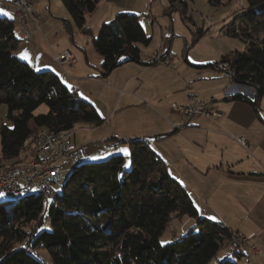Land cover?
<instances>
[{
	"label": "trees",
	"instance_id": "trees-1",
	"mask_svg": "<svg viewBox=\"0 0 264 264\" xmlns=\"http://www.w3.org/2000/svg\"><path fill=\"white\" fill-rule=\"evenodd\" d=\"M97 1L62 0L81 32L93 38L94 48L104 57L101 76L105 77L123 63L142 62L140 46L148 45L151 36L138 13L125 11L103 23L94 36L86 13L94 11ZM247 1L249 9L240 16L241 22L224 31L243 39L245 51L223 56L212 66L220 68V62L229 66L236 83L253 87L256 96L250 102L258 105L264 99V0ZM208 2L221 4V0ZM187 6L186 0H169V10L185 17ZM203 35L200 30L194 43ZM19 43L14 20L0 15V104L7 105L12 123L0 127V160H15L13 164L34 132L32 120L38 129L56 132L75 130L79 123L99 126L105 121L55 72L37 71L15 55ZM42 104L48 112L35 115ZM119 142L130 144V169L123 168L121 154L73 165L48 213L46 198L37 192L22 194L11 209L0 203V264H209L217 256L232 235L229 228L200 217L186 186L168 172L147 138ZM175 215L198 221L179 239L162 245L160 237ZM46 216L51 219V230L41 229ZM218 260L217 264H239L228 257Z\"/></svg>",
	"mask_w": 264,
	"mask_h": 264
},
{
	"label": "crops",
	"instance_id": "crops-1",
	"mask_svg": "<svg viewBox=\"0 0 264 264\" xmlns=\"http://www.w3.org/2000/svg\"><path fill=\"white\" fill-rule=\"evenodd\" d=\"M1 1L4 3L0 5V8H3L4 12L0 14L3 15L5 13H10L12 16L18 18V10L13 3L14 0ZM154 3L152 4V0H98L94 11L87 12V25L90 27L92 34L96 36L98 32L95 34L93 28H98L99 31L103 23L112 21V18H114L119 12L125 11L138 13L141 16V23L146 33L151 36L152 41V35L147 32L146 27L142 22V15L144 12H141L140 10L143 11L147 8L149 12H145L144 15L148 17L149 20L154 21L156 15L152 12V9H150L151 6L153 7ZM53 5L57 9V14H61L64 17L70 16L68 10L66 12L63 9L61 13L62 4L60 0H36L34 11L36 12V10H40L41 12H38L39 14L36 12L42 18L40 27L38 28L33 23L28 14L29 16L25 17L26 27L31 31L30 38H28L22 21L19 20V22L24 31V36L26 39H30L28 40L29 48L32 47L36 51L37 49H35V47L38 44L42 43L44 45L47 42H50L53 44L55 49L54 52L56 54L66 50L72 52L74 62L69 64V66L74 70L79 65L84 71L82 75L74 73V76L71 78L73 83L69 81L72 84H77L80 79V81L85 79L91 83L100 84L108 89L116 90L120 85L119 82H115L114 80L110 81L108 79L110 75L114 73L115 69L124 65L130 66L131 64L138 65L141 69L161 66L162 64H148L146 61H149L154 52H156L162 45L165 50V55L170 59V63L163 64V67L167 72L171 73L169 74L170 81L167 83V88L162 93V95H166L164 99L175 98L181 103H186L183 105H188L192 102V96L198 95V93L203 95L204 98H208L210 94L217 93L219 98L211 96L210 99L205 101L204 105V108L206 109L217 110L218 115L216 117L207 115L195 116L190 120L186 127L179 129H174L173 125L178 122H183L186 119L185 116L174 110V108H172L174 111L171 110L169 116H166L165 114H168V107L164 104L161 105L163 111L155 110L156 108L153 104L161 103L162 95L158 97H139L136 104L133 103L128 105L129 107L134 105L145 107L152 110L153 114H159V120L163 127V131L157 133L155 139H157V137H163L164 135L175 141L174 150L175 153L178 154L180 162V166L175 167L176 169H174L175 175L170 169V155L166 147L167 153L160 145L155 149L151 144V140L147 137L139 136L135 138H147L148 143L166 162L168 172L185 186L187 185L186 188L188 192L191 193L190 196L197 205L200 216H205L212 221L222 222L229 228V230H234L247 236L250 239L251 244L257 245V251L247 247L243 253L237 255L238 258H240V263L243 261V264H264V132L263 134H260L261 131H264V117L261 114L263 99L258 101V105H253L250 102V100L254 99L256 96L253 87L236 83L231 77H228L230 79L229 82L233 84H228L226 80L222 79V71L212 66L211 62L207 65H203L204 63L202 64L201 62L198 63L186 59L185 61L187 64H185L184 75H182L180 70L175 67L174 58L171 52V41L167 43L162 40L158 49L150 55L144 53V46H140L142 62L130 61L123 63L116 67L109 75L102 77L101 68L104 62V57L95 51V48V50H93V48L88 47L89 44L93 45L92 37L84 35L80 30V33L87 39V46L82 45V41L75 39L77 33H74L72 37V46L65 34H61L59 31L53 32L54 27L51 26V28L47 26V21L50 22L53 18L51 16L50 18L47 17L46 6L47 9L52 11ZM168 9L169 0L164 11L165 14H169ZM138 10L140 12H138ZM42 14L46 19H43ZM6 16L14 20L12 16ZM65 24L67 23L65 22ZM171 33L172 30L170 34ZM64 39H66V41H64ZM20 46L21 45H18L16 51L21 55V53H19ZM37 51L36 53L39 55L40 53ZM24 54L27 55V53ZM19 57L22 58L21 56ZM41 57V60L44 58L45 61H53L49 55L42 56L41 54ZM58 64L60 63L58 62ZM94 68L99 69V75L93 74ZM193 69L205 71L199 72L201 73L199 74V78L204 81L202 84L196 85L189 82L187 75L190 73L189 71H192ZM208 73L209 76H207ZM133 78V75L128 77L124 84L129 90L132 89L131 92H128V94L131 95L134 92L133 85L135 84ZM61 79L63 82L65 81L62 77ZM212 80H215V86L208 82ZM219 81L223 83L225 81L222 89L219 86ZM129 82L131 83V86H129ZM65 84L68 87L75 89L78 92L79 98L87 100L95 107L90 98L82 96L79 88H76L74 85L70 86L67 83ZM176 92H179V94L174 96ZM249 93H252L250 95L251 98L247 96ZM235 94L242 95L244 99H233L232 96ZM95 108L98 110L97 107ZM98 112L102 114L106 121L105 115L99 110ZM115 114H117V112ZM117 119L119 122H122L123 117L121 118L117 116ZM110 134L113 135V137L108 140L114 139L116 140L117 146L121 145L119 144V140L124 138L118 139L120 137L119 131L114 128ZM241 134H246L248 136L247 146H243L236 141V136ZM107 136L108 135L103 136L101 140H104ZM155 142H157V140H155ZM91 155L86 156L83 154L87 160ZM85 157L84 161L82 158L83 162H86ZM212 217H215V219H211ZM218 258H227V255L222 254Z\"/></svg>",
	"mask_w": 264,
	"mask_h": 264
},
{
	"label": "rangeland",
	"instance_id": "rangeland-1",
	"mask_svg": "<svg viewBox=\"0 0 264 264\" xmlns=\"http://www.w3.org/2000/svg\"><path fill=\"white\" fill-rule=\"evenodd\" d=\"M186 1L188 4L186 10V17L178 11H171L169 9H168L169 14H165L164 11L167 6L168 0H152V4L154 3V5L153 7L151 6L150 9H152V12L156 15V18L154 16L155 18L154 21L149 20V18L144 15L145 12L147 13L149 12L147 8L143 11L140 10L141 12H144V14L142 15V22L144 23L147 32L153 37L149 45L147 46L141 45L144 46L143 51L145 54L150 55L155 50H157L162 40L167 43L171 41L172 42L171 52L174 58L175 67L178 70H180V73L182 75H184L183 72L185 71V67H186L185 64H187L185 61L186 59H190L198 63L201 62L202 64L204 63L203 65H207L210 62L212 63V62L220 61L223 56L232 57L238 51L239 52L245 51L247 45L243 39L238 37H232L229 36L228 34H224L225 33L224 31H226L228 27L230 28L229 26L230 24H233L236 21L237 24L241 22L240 16L249 9L247 0H221V4L217 6L211 5L208 2V0H186ZM60 2L62 4L61 13L63 9L67 12V9L64 6L62 0H60ZM3 3L4 2L0 0V5ZM52 11L54 14L52 13ZM52 11L47 9L46 6V13L48 14L47 17L50 18L51 16L53 18V20L51 19L50 22L47 21L48 24L47 26L48 27L53 26L54 27L53 32L59 31L61 32V34H65V36L68 37L69 39L70 45L72 46H73L72 37L74 33H77L75 35V39H77L78 41L79 40L82 41V45L87 46L86 44L87 39L85 36H83L80 33V29L77 26L75 20L71 17V14L68 17H64L61 14H57L58 12H56L57 9L54 7V5L52 7ZM140 11L138 10V12ZM36 12L41 13L40 10H36ZM36 12L34 11V13H32L34 19L32 14H30L29 12L25 13L24 15L25 17L30 15L33 23L39 28L42 22V18L40 17V15H38L39 13L37 14ZM87 14L88 13H86V15ZM3 15L5 16V14ZM12 17L16 22V31L18 32L17 33L15 31V33L17 34V37L19 35L18 38L20 39L19 45L21 46L19 53H27L26 55L27 58H23L20 54H18L16 51L17 49L15 50L16 51L15 55L21 56L22 57L21 59L27 61L37 71L51 70L55 72L57 75H59L65 80L64 81L65 83L69 84L70 86L74 85L76 88H79L80 90L79 89L78 90L80 91L82 96L90 98L92 103L95 105V107H97V109L105 115L106 121H104V123L99 126L87 124V123H79L75 126L76 135H74L75 137L74 140L77 146L79 147L78 149L79 153L82 154L83 152V154L86 156L91 155L93 153L88 160L82 154L83 161H84V157L86 161H101L107 159L112 155L121 154L125 157V163L123 165V168L130 169L131 167V158L129 155L131 149L130 144L119 143L121 145L117 146L116 140L114 139L108 140L109 138L113 137V135H111L110 133L114 128H116L117 131H119L120 133V137L118 139L124 138L126 140H131L132 138L135 137L144 136L147 137L149 140H151V144L155 149H157L158 145H160L165 151L167 148V151L170 155V159H169V163L171 165L170 169L172 170V173L175 175L174 172V169H176L175 167L180 166L179 156L178 154L175 153L174 150L175 141L173 139H170V137L164 135L163 137H157V139H155L156 137L155 135L163 131V127L161 126L159 120V114H153L152 110L145 107H140L135 105L130 107L128 106L133 103L136 104L137 101L139 100V97H146V96L158 97L162 95L164 90L167 88L166 87L167 83L170 81L169 74H171L170 72H167V70L164 69L163 67L164 63H159L162 64L161 66L146 67L145 69H141L138 65L135 64H131L130 66L124 65L122 67H118L117 69H115L114 73H112L108 78L110 81L114 80L115 82H119L120 85L116 90L108 89L107 87L100 84L91 83L89 81H86L85 79H83L82 81H80L81 80L80 79L77 82V84H72L73 82L71 78L74 76V73H77L78 75H82L84 73L82 67L78 65L74 70H72L69 64H72L74 61L66 62L65 64L66 66H64V64L62 63L64 61H61L59 59V56L64 52H68L69 54H72V52L70 50H66L56 54L54 52L55 49L53 47V44L47 42L44 45L40 43L35 47V49L37 50L40 49L39 51L36 50L38 53H40L39 55H37L36 51L32 47L29 48L28 46V42H29L28 40L30 39H26V37L24 36V31L22 30V27L20 26V22H19V20L22 21L21 17L19 16V14H18V18L14 16ZM37 17H38L37 22H35ZM42 17L43 19H46L44 18V15ZM65 22L67 24H65ZM23 26L25 30L28 29L26 27V23L25 24L23 23ZM171 30L172 33L170 34ZM200 30H204V35L200 37L196 43H194L195 36L199 35ZM93 31L95 34H97L98 28L95 29L93 28ZM64 41H66V39H64ZM88 47H91L93 48V50H95L92 44H89ZM41 54L42 56L49 55V57L53 61H48V60L45 61L44 58L41 60L42 58ZM55 59L56 60L58 59L57 61L61 65L58 64V62ZM98 68H94V72H93L94 75H99ZM189 72L190 73L187 75L189 82L196 85H200L204 82L199 78L200 76L199 74H201L199 72H205V71H199V69H193L192 71ZM222 74H223L222 79L226 80L229 84L230 79L224 74V72H222ZM132 75L134 76L133 81L135 84L133 85L134 92L131 95L128 94V92H131L132 89L129 90V88L126 87V85L124 84L126 79ZM207 76H209V73ZM215 80L208 82H210V84L215 86ZM69 81H71L72 83ZM224 83L219 81V86L221 87V89L224 86ZM230 84L232 85L233 83ZM129 86H131L130 82H129ZM178 94L179 92H176L174 96H177ZM198 95L204 101L210 99L211 96H214L215 98H219L217 96V93L210 94L208 98H204V96L199 93ZM165 96L166 95H162L161 103L159 104L155 103L153 105L156 108L155 110H162V111L163 109L161 105L164 104L165 106H167L168 114L166 113L165 114L166 116H169L171 110L172 111L175 110L172 109L173 108L172 105L174 103H177L179 105L186 104L179 102L175 98L164 99ZM7 110L8 108L6 104H0V127L2 125H7L10 127L12 126L11 121H9L7 118ZM46 112H48V106L46 104H42L34 112V114L38 115L39 113H46ZM116 112L117 114H115ZM261 114L264 117V99L261 105ZM100 116L103 118L102 114H100ZM117 116L121 118L123 117L122 122H119ZM180 123L181 122L175 123L173 125L174 129L184 128L187 126L186 125L181 127H175L176 124H180ZM31 126L34 129V132L32 133L34 135L38 134L40 130L44 129V128L38 129L34 120L31 121ZM263 132L264 131H261L260 134H263ZM106 135L108 136L105 137L104 140H101V138ZM241 137L246 138L245 145L247 146L248 136L246 134H241L236 136L237 139ZM155 140H157V142H155ZM124 149H127V151L126 152L123 151ZM26 153L29 154V151ZM0 154H1V139H0ZM23 159L24 158L20 156V154L18 153L16 164H13L15 160L4 161L1 159L0 167L5 168V167H14L19 164L23 165L25 162ZM73 165L75 164L69 162L62 166V170H63L62 179L59 183L54 185V189L56 192L57 191L61 192L63 185L65 184L66 180L68 179L69 175L72 172ZM125 165H127V167H125ZM28 193L30 192H23L20 194L4 193L5 195L0 197V203L2 205H5L7 209H11L13 204H15L18 201V199L21 198L22 194H28ZM54 201H55L54 198L45 199L47 206V213L49 212V209ZM197 221L198 219L191 216H181V217H178L176 215L173 216L170 219L162 236L160 237V240L172 241L179 239L183 234H186L188 230L191 229V226L196 225ZM41 229L51 230V219L49 218V216H46L44 218L41 225ZM229 231H230V235L231 232H236L242 236H245L234 230H229ZM230 238L231 237L229 236L227 241L220 248L217 256L214 259H212V261H210L209 264H217L219 262L218 257H220V255L222 254H226L228 259L233 258L239 264L241 263L243 264V261H241L240 263V258H238V256H233L234 254L230 253L229 251ZM247 239L250 248L252 247V245L258 248L256 244L250 243V239L248 237ZM257 250L258 249H256L255 251ZM41 254L44 257H47L45 251L41 250Z\"/></svg>",
	"mask_w": 264,
	"mask_h": 264
},
{
	"label": "built area",
	"instance_id": "built-area-1",
	"mask_svg": "<svg viewBox=\"0 0 264 264\" xmlns=\"http://www.w3.org/2000/svg\"><path fill=\"white\" fill-rule=\"evenodd\" d=\"M35 1L14 0L13 2L24 24L26 23L24 14L27 12L30 14L34 13L33 7ZM37 19L38 17L35 22H37ZM26 32L30 38L31 32L28 29H26ZM59 59L64 61L62 62L64 66L66 62L74 61L72 54L68 52L61 54ZM147 62L149 64H169L170 59L165 55V50L161 45ZM220 70L227 77L232 76L229 66L221 62ZM251 94L246 95L251 97ZM191 100V104L188 105H179L177 103L172 105L176 111L186 117L183 122L176 124L175 127L188 125L190 120L195 116L207 115L216 117L218 115L217 110L204 108L205 101L200 96H192ZM74 135L75 132H70L65 138H51L48 134H44L42 145L38 147L36 154H34V162L32 165H26L18 171H10L7 168L0 169V192L10 193L20 189L45 188L48 191V196L52 194L55 190V179L63 173L62 166L69 162L73 163L82 157V154L78 151L79 147L74 142ZM237 141L242 145L246 144L245 137L238 138ZM247 240V237L234 232L233 240L230 244V253L234 255L243 253L249 247ZM251 249L256 250L257 248L252 245Z\"/></svg>",
	"mask_w": 264,
	"mask_h": 264
},
{
	"label": "bare ground",
	"instance_id": "bare-ground-1",
	"mask_svg": "<svg viewBox=\"0 0 264 264\" xmlns=\"http://www.w3.org/2000/svg\"><path fill=\"white\" fill-rule=\"evenodd\" d=\"M29 38V37H28ZM220 66V65H219ZM70 132H75V130L72 129H68V130H64V131H60V132H56L53 130H48V129H42L39 131L38 134L36 135H31L27 142L22 146V148L19 151L20 156H22L24 159V164L21 165H17L14 167H5L7 168V170L10 171H18L20 170V168L26 166V165H32L34 162V154H36L38 147H40L42 145V141L44 139V134H48V136H51V138H65L67 137V135L70 134ZM29 151V154L26 153ZM29 158V160H28ZM28 160V161H26ZM82 161V157L79 158V160L73 162L75 165L79 164ZM0 169H4L2 167H0ZM62 179V174L60 175V177H58L57 179H55L54 185L59 183ZM37 192L40 194V196L42 195L44 198L47 199H53L55 197H57V192L54 190V192L52 194H50L48 196V191L45 188H30V189H20V190H16V191H12L10 193L7 194H20L23 192ZM233 235L234 233H232L231 238H230V244L232 243L233 240ZM228 246V245H227Z\"/></svg>",
	"mask_w": 264,
	"mask_h": 264
},
{
	"label": "snow or ice",
	"instance_id": "snow-or-ice-1",
	"mask_svg": "<svg viewBox=\"0 0 264 264\" xmlns=\"http://www.w3.org/2000/svg\"><path fill=\"white\" fill-rule=\"evenodd\" d=\"M4 12V9L3 8H0V13H3ZM6 15H11L10 13H5ZM21 56L23 57V58H27L26 57V54H24V53H21ZM123 151H127V149H124ZM125 167H127V165H125ZM5 194L3 193V192H0V197H2V196H4ZM211 219H215V217H212ZM169 243H171V241H167V240H164V241H161V244L162 245H165V244H169Z\"/></svg>",
	"mask_w": 264,
	"mask_h": 264
},
{
	"label": "water",
	"instance_id": "water-1",
	"mask_svg": "<svg viewBox=\"0 0 264 264\" xmlns=\"http://www.w3.org/2000/svg\"><path fill=\"white\" fill-rule=\"evenodd\" d=\"M256 90V89H255Z\"/></svg>",
	"mask_w": 264,
	"mask_h": 264
}]
</instances>
